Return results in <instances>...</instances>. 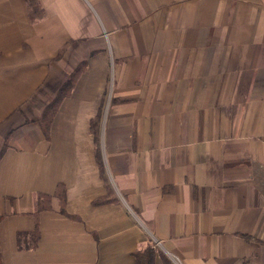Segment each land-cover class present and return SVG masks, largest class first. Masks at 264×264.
<instances>
[{
	"label": "crops",
	"instance_id": "obj_1",
	"mask_svg": "<svg viewBox=\"0 0 264 264\" xmlns=\"http://www.w3.org/2000/svg\"><path fill=\"white\" fill-rule=\"evenodd\" d=\"M38 1L0 0L1 264H264V0Z\"/></svg>",
	"mask_w": 264,
	"mask_h": 264
},
{
	"label": "trees",
	"instance_id": "obj_2",
	"mask_svg": "<svg viewBox=\"0 0 264 264\" xmlns=\"http://www.w3.org/2000/svg\"><path fill=\"white\" fill-rule=\"evenodd\" d=\"M27 4V10L29 15L33 17V19L39 18V16L42 14L41 6L39 4L38 0H26ZM73 85V77L70 76L67 81L62 85V87L58 90L55 98L49 103L48 106L43 110L40 117V125L43 131L47 133L50 122L52 119V116L54 115L59 103L61 100L67 96L72 88ZM98 118L92 121V126H96L98 123ZM63 186L59 184V187ZM44 198V199H43ZM48 198L46 194H37V207L36 211L39 212L42 210L44 205L42 206V201ZM63 200V199H62ZM30 236H32V243L31 247H34L36 245L37 239H38V233L37 230L30 233ZM155 254L156 249L153 246L147 245L143 248H139L133 252L134 256V263L133 264H154L155 261ZM0 264H1V256H0ZM164 264H172L168 259L164 258Z\"/></svg>",
	"mask_w": 264,
	"mask_h": 264
}]
</instances>
